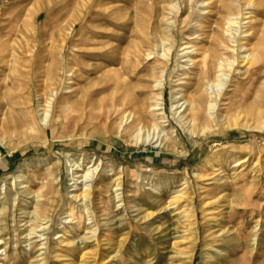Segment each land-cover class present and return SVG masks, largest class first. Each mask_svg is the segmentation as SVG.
Returning a JSON list of instances; mask_svg holds the SVG:
<instances>
[{
  "label": "rangeland",
  "instance_id": "obj_1",
  "mask_svg": "<svg viewBox=\"0 0 264 264\" xmlns=\"http://www.w3.org/2000/svg\"><path fill=\"white\" fill-rule=\"evenodd\" d=\"M48 1L0 0V264H264V0H64L6 40Z\"/></svg>",
  "mask_w": 264,
  "mask_h": 264
},
{
  "label": "bare ground",
  "instance_id": "obj_2",
  "mask_svg": "<svg viewBox=\"0 0 264 264\" xmlns=\"http://www.w3.org/2000/svg\"><path fill=\"white\" fill-rule=\"evenodd\" d=\"M64 0H49L45 5H42V4H40V5H38V6H36V7H34V8H32V9H28L27 11H25V12H22V13H20V14H18L17 15V17H16V19H15V21H14V24H13V26H11L9 29H8V31H7V35H8V39H6L7 41H11V34L13 35V34H19L21 31H23L24 33H25V35L28 37L29 35H27V34H30V32L31 33H33L32 35L35 37L36 36V38L39 40V30H40V23H39V17H40V15L42 14L41 12H43V11H45V21H44V24H47L48 22H49V17H50V14H51V11L53 10L52 8L54 7V6H56L57 4H59V3H61V2H63ZM96 4H98V3H96ZM202 5V4H201ZM57 6H59V5H57ZM95 6V5H94ZM49 8V9H48ZM48 9V10H47ZM90 10V9H89ZM89 10L88 11H86L85 13H88L89 12ZM231 11V10H230ZM9 12V11H8ZM7 12V13H8ZM6 12L4 13V14H7ZM90 15V14H89ZM5 17V16H4ZM213 18V17H212ZM5 19V18H4ZM3 19V20H4ZM233 18H229L228 19V22L230 23V24H235V22L236 21H234V19L232 20ZM240 22V21H239ZM1 25H3V24H1ZM29 26L31 27V28H29ZM240 26V25H239ZM2 27V26H1ZM228 28V27H227ZM1 29V28H0ZM240 29V28H239ZM232 31V30H231ZM238 31V30H237ZM23 33V34H24ZM238 33V32H237ZM22 34V33H21ZM235 34V33H234ZM32 35H30V36H32ZM157 35V34H156ZM10 36V37H9ZM145 38V37H144ZM14 41L15 42H13L12 44H9V45H7V46H5L6 47V49H7V51L9 50V52H17V57L14 59V61H16L17 63H22L23 62V60L24 59H22V58H26V59H30V57H28V53L30 52V51H33V49H32V47H38L37 48V50H39V48H40V44H37L36 42H37V40H33V42L32 43H30L29 41H28V38H26L25 37V39H19V38H17V37H15L14 38ZM236 43V42H235ZM159 46V45H158ZM243 47V46H242ZM159 48V47H158ZM245 48V47H244ZM156 49H157V46H156ZM161 50V49H160ZM159 50V51H160ZM246 50V49H245ZM248 51V50H247ZM37 52V51H36ZM161 52V51H160ZM159 52V53H160ZM133 53V52H132ZM159 53H157L158 55H159ZM10 55H11V53H9ZM134 54V53H133ZM156 54V55H157ZM33 55H34V53H33ZM32 55V56H33ZM135 55V54H134ZM161 55L163 56V55H165V51L163 50V52L161 53ZM243 55V60L242 61H244L245 63H248V62H251V61H255L256 62V60H257V57H256V55H254V54H252V52L250 51L249 53L247 52V53H245V54H242ZM260 55H262V54H260ZM34 57L36 58V56L34 55ZM33 57V58H34ZM136 57V56H135ZM263 57V56H262ZM33 58H32V60H33ZM35 58H34V60H35ZM171 58V57H170ZM264 58V57H263ZM157 59V58H156ZM189 59V58H188ZM10 60H11V58H10ZM165 61V60H164ZM202 61V60H201ZM208 61V60H207ZM157 62V61H156ZM161 62V61H160ZM159 62V63H160ZM206 62V61H205ZM36 63V62H35ZM158 63V62H157ZM204 63V62H203ZM33 64V63H32ZM205 64V63H204ZM164 65V64H163ZM206 65H208V64H206ZM247 65V64H246ZM203 66V65H202ZM259 66V65H258ZM205 67V66H204ZM208 67V66H207ZM228 67V66H227ZM255 67V66H254ZM16 68H17V71L18 72H20L19 71V69H18V65H16ZM226 68V67H225ZM207 69L208 68H206V71H207ZM250 71H252V70H250ZM254 71V73L253 74H264V68L263 67H260V68H258V67H256V69H254L253 70ZM49 74V73H48ZM47 74V75H48ZM248 74V73H247ZM247 74H246V76H247ZM253 74H251V75H253ZM218 75H221V73L220 74H218ZM249 76H250V74H248ZM257 75V76H258ZM215 77H218V76H215ZM48 78H50V80H55L56 79V74H52V73H50L49 74V76H48ZM222 78V77H221ZM245 78V77H244ZM249 78V77H248ZM254 79V78H253ZM249 80V79H248ZM256 80H258V79H256ZM255 80V81H256ZM212 83H210V85L211 86H214V89H215V87H219L220 85H221V81H216V82H214L213 80L211 81ZM161 83V82H160ZM256 84V83H255ZM209 85V86H210ZM222 86V85H221ZM212 89H213V87H212ZM217 90H218V88H217ZM251 90H253V89H251ZM96 92V91H95ZM209 92H211V91H209ZM18 93H19V91H18ZM23 93V92H22ZM211 93H213V90H212V92ZM216 93V92H215ZM214 93V94H215ZM209 94V93H208ZM90 95V93H88V96ZM212 95V94H211ZM256 95H258L259 97H264V82H262V84H261V86L259 87V89L257 90V94ZM19 96H22V94L21 95H19ZM87 96V95H86ZM217 96V95H216ZM22 98V97H21ZM182 98H184V97H182ZM22 100V99H21ZM191 98L190 99H186L185 100V102H183V103H187V104H189V103H192L191 101ZM197 101H199V99H197ZM23 103V102H22ZM115 103V102H114ZM205 103V102H204ZM200 104H202V102H200ZM209 107V106H208ZM125 107L124 106H122V109H124ZM184 109H188L187 108V106H185V108ZM202 110V108H197L196 109V112H194V114H196V115H194L193 114V119L191 118H189V116L187 117V119L188 120H195L196 119V117H197V114H198V112L199 111H201ZM209 112H211V111H209ZM122 113V112H121ZM124 113V112H123ZM138 113V112H137ZM208 113V112H207ZM134 114V113H133ZM209 115V114H208ZM29 116V115H28ZM47 119H46V117H44L43 118V121H46ZM141 124H142V118H141V116L140 115H137V117L135 118V120L133 121V123L131 124V126H136L137 127V129H141ZM163 137V136H162ZM139 138V137H138ZM149 138V135H147L146 137H140V139H137L138 141L139 140H147ZM78 167V166H77ZM76 169V168H75ZM23 170V169H22ZM89 174V173H88ZM86 175V176H90L91 175V173H90V175ZM21 175H22V173H21ZM85 176V175H84ZM21 181V180H20ZM75 196H78V194L77 195H75ZM83 204V203H82ZM261 208V207H260Z\"/></svg>",
  "mask_w": 264,
  "mask_h": 264
}]
</instances>
